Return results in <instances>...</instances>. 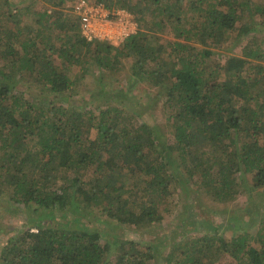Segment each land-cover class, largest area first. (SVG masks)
<instances>
[{
	"label": "trees",
	"instance_id": "1",
	"mask_svg": "<svg viewBox=\"0 0 264 264\" xmlns=\"http://www.w3.org/2000/svg\"><path fill=\"white\" fill-rule=\"evenodd\" d=\"M80 1L0 0V212L28 225L0 224V264H157L164 248V264H264V201L248 210L264 198V39L233 53L264 26V2L83 0L132 15L136 34L114 44L86 41ZM82 57L111 74L129 61L126 89L93 79L107 96L95 111L74 98ZM138 83L164 127L138 110ZM196 200L225 222L201 219ZM170 213L178 240L113 232Z\"/></svg>",
	"mask_w": 264,
	"mask_h": 264
},
{
	"label": "rangeland",
	"instance_id": "2",
	"mask_svg": "<svg viewBox=\"0 0 264 264\" xmlns=\"http://www.w3.org/2000/svg\"><path fill=\"white\" fill-rule=\"evenodd\" d=\"M188 1L189 0H183V7H181V8L189 10L188 9L189 6L184 7V5ZM201 1H205V0H201ZM263 2H264V0H252L253 4L251 7L255 8V7H257L256 5L262 4ZM17 3H18V1H17ZM26 3L30 4L29 1H27ZM16 8H20V6H18V4L12 6V9H16ZM192 15L194 16V14L191 12L190 16H192ZM249 15H250V13L248 14V12L246 11L245 18L248 22H249V20H248ZM134 22H135V25L137 28V23H136V21H134ZM170 25H171L170 26V28H171L172 23H170ZM259 29L260 30L258 33L251 34L250 36H248L244 40H242L237 45V47L233 49V53L239 55L240 51H241V47L244 46L247 43V41H253V42L259 43L262 39H264V26H261ZM166 37H168V36H166ZM114 44H116V43H114ZM224 52L225 51L221 48L216 50L215 58L217 61L220 62V60L222 58L225 60V53ZM89 55H90V52H89ZM79 60L81 62L80 64L82 65V67H80V66L74 67L72 70V73H71V77L75 81L74 92H75V94H77V96H74V98L82 100L81 103L83 105H85L84 108L86 111H93L96 106L98 107L99 105H104L105 101L107 100V98H105L107 96L106 95L102 96L101 94H99L100 89L92 83L94 78H99V79L103 80L104 82H107V84H108L107 89L108 90H116L117 91L120 88H123V89L127 88L128 81L126 79V77H127L126 75H127V71L129 68V63H128L129 61H124V64L122 65L120 70L114 74H111V73H108L106 71L105 72L102 71V73H100L101 69L99 71H97L95 69L96 72L93 71V69H90L92 65L94 66V64H93L94 62L92 61L91 63L88 64L89 59L85 60L82 57ZM81 68H85V71L79 73V70ZM36 91H39V90L37 89ZM148 92L152 93L154 91L152 90V88L147 83H138L135 86L133 92H130V93H131L132 97H134L135 100L139 102V104H138L139 108L136 106L138 108V110H140V112L145 113V115H146V117H148V119H150V117H151L154 124L164 127L165 118H166L165 109L161 105L162 104L161 102H158V103L155 102L154 103L153 99H148L145 96V94ZM263 92H264V90H263ZM102 97H104V98H102ZM100 99H105V100H100ZM87 100H92V101L89 102L90 103L89 104L87 102ZM93 102L95 103L94 106H93ZM134 108H135V106H134ZM94 136H95V131H91V137H94ZM254 195L255 194H253V198H254ZM257 195L260 196L259 199L257 198L255 200L256 203L252 207H248V210L252 209L255 211V210L259 209V207L262 204V201H264V198L261 196L260 192ZM182 200H183V203L187 202L184 199H182ZM245 200H247V197L245 195H243V196L240 195V196H238L237 200L234 203H238L239 205H244V204H246V203H244ZM197 202H198V200L195 201L194 210H192V211L197 213L199 210V214L201 215L200 216L201 219L206 220V221H212L215 224L225 222V217H220V218L217 216L215 217L213 212L208 211L203 206H202V213H200V208H199ZM209 205H210V203L207 206H209ZM251 205H252V203H251ZM180 206L181 205L178 206V210H179ZM255 206H257V208H255ZM235 207L236 206L232 207V210L236 209ZM253 208H255V209H253ZM262 209H263V206L260 207V210H262ZM254 211L252 212L253 215H248V217L245 220L246 222L249 220V217H253V216L255 217ZM255 212L258 213L257 211H255ZM174 214L175 213H170V214L166 215L164 217L162 225H160V228L155 227L153 229H149V231L138 230V232H135L134 230H132V228L127 227V228H123L120 230L115 229V231H113V232L116 233V235L119 237V238L118 237L117 238L120 240L121 239L123 240L125 238H133L137 241H141L140 242L141 244H143V242L147 243L148 241L157 240V238H159L160 236H163L164 234H168V238H169L168 243H169L172 240H175V239L178 240L179 239L178 234L173 232V230L177 226L176 219H175L176 214L175 215ZM23 218H24V216L23 217L18 216V215L10 216V214L8 215V214H3L0 212V224L3 226L2 229H6V230L7 229L8 230L26 229L28 227V225H27L26 221H24ZM96 226L98 228H100L101 230L107 229L109 227L108 224H98V223H96ZM249 227L250 226L245 225V228L246 229L248 228V230H250ZM253 231H255V229ZM229 232L230 231H227L225 233V235L229 236L230 235ZM0 236H2V235H0ZM0 242L2 243V241H0ZM167 250H168V248H164V250H160V253H159L160 260H159V262H157V264H164L163 258H164V255H166V253L168 252ZM161 259H162V261H161ZM152 264H155V263H152ZM216 264H234V263L230 259H224V260L222 259L221 261H219Z\"/></svg>",
	"mask_w": 264,
	"mask_h": 264
},
{
	"label": "built area",
	"instance_id": "3",
	"mask_svg": "<svg viewBox=\"0 0 264 264\" xmlns=\"http://www.w3.org/2000/svg\"><path fill=\"white\" fill-rule=\"evenodd\" d=\"M73 12L80 16L82 33L88 42L121 43L137 31L134 18L126 10H116L114 14L101 4L81 0Z\"/></svg>",
	"mask_w": 264,
	"mask_h": 264
},
{
	"label": "clouds",
	"instance_id": "4",
	"mask_svg": "<svg viewBox=\"0 0 264 264\" xmlns=\"http://www.w3.org/2000/svg\"><path fill=\"white\" fill-rule=\"evenodd\" d=\"M137 32V31H136ZM136 34V33H135ZM124 42V41H123Z\"/></svg>",
	"mask_w": 264,
	"mask_h": 264
}]
</instances>
